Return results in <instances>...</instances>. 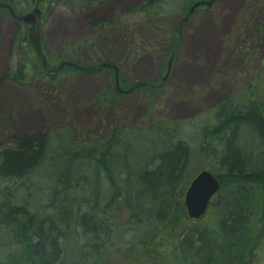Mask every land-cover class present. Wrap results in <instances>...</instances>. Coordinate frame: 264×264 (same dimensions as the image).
<instances>
[{"label":"trees","instance_id":"1","mask_svg":"<svg viewBox=\"0 0 264 264\" xmlns=\"http://www.w3.org/2000/svg\"><path fill=\"white\" fill-rule=\"evenodd\" d=\"M6 1L17 15L39 7L42 26L59 7L73 14L104 2ZM200 1L211 0H144L132 13L154 24L165 6L173 4L186 16L170 32L176 47L190 8ZM111 24L105 20L93 27ZM21 41L28 42L26 34ZM25 60L6 79L21 89L34 79L53 83L55 77L44 76L36 60ZM67 68L89 76L104 70ZM262 73L215 106L216 122L200 128L195 146L180 136L187 122L169 120L142 128L111 127L103 138L81 135L68 124L14 138L10 148L0 151V176L30 180L33 189L44 192L45 202L34 209L26 200L15 205L12 193L0 202V264H264ZM164 85L146 81L128 90H141L149 99ZM122 95L108 82L92 104L112 107ZM206 160L209 166L215 163L209 168L220 183L208 206L214 223L208 229L200 218L198 225L181 229V222L190 220L182 204L184 192L208 169ZM41 174L44 187L37 182Z\"/></svg>","mask_w":264,"mask_h":264},{"label":"rangeland","instance_id":"2","mask_svg":"<svg viewBox=\"0 0 264 264\" xmlns=\"http://www.w3.org/2000/svg\"><path fill=\"white\" fill-rule=\"evenodd\" d=\"M142 1L104 0L99 6L73 14L59 7L42 28L45 53L52 64L61 61L81 67L115 64L119 86L124 91L134 84L140 86L146 81H161L160 75L170 62L169 75L162 81L165 85L149 99L141 90L127 92L112 107L92 104L95 93L106 83L112 84L114 71L110 68H105L99 75L89 76L74 74L65 67L51 76L55 77L53 83L35 79L24 89L13 86L6 74L13 75L25 59L30 62L36 59H31L34 53L28 42L21 41L28 27L16 19L12 24L11 18L0 11V151L10 148L14 138L64 129L67 124L81 135L103 138L111 127L142 128L162 120L187 122L180 130V136L195 146L200 128L216 122L215 106L246 89L248 82L254 81L259 73L263 74L264 0H243L238 9L236 6L240 0H228L231 9L222 0H211V7L198 6L186 18L176 47H173L170 32L177 29V23L186 17L185 14L168 4L155 23L150 24L143 14L132 13ZM205 17L208 31H203L207 24H201ZM105 20L112 21V24L100 29L93 27L94 23ZM200 25L198 33L201 32L203 36L200 37L206 42H197L199 46L209 44L210 35L207 33L210 27L214 29L213 33L210 31L215 35V40H210L215 44L210 60L201 50V53L192 49L186 53V41L193 37ZM198 71L202 75L189 76ZM96 87L97 91L90 97L91 90ZM259 90L257 87L256 93ZM127 98H137L136 104L131 107ZM148 112L150 117L146 116ZM203 163L208 168L203 170L211 171L209 167H216L212 162L209 166V160ZM41 176L37 182L44 187L41 183L45 178L41 179ZM16 181L14 177L0 176V202L6 199V194L12 193L15 205L21 200L28 201L32 209L44 204V192L33 189L28 184L32 183L30 180ZM182 202L186 213L184 200ZM208 213L209 209L201 219H205V226L210 229L214 220ZM200 221L184 220L180 226L182 229L187 224L198 225ZM82 239L79 243L83 242ZM261 240L260 244L264 246V237ZM261 252L263 256L260 258L263 259L264 248Z\"/></svg>","mask_w":264,"mask_h":264},{"label":"water","instance_id":"3","mask_svg":"<svg viewBox=\"0 0 264 264\" xmlns=\"http://www.w3.org/2000/svg\"><path fill=\"white\" fill-rule=\"evenodd\" d=\"M213 1H200L196 2L189 13L196 11L198 6L205 5L211 7ZM0 8L8 9L12 16L22 23H24L27 29V38L30 46L32 47L35 56L41 66L42 71L49 76L54 75L63 67H72L80 69L75 63H69L67 61H61L58 64H52L49 61L48 56L45 53L44 45L41 37V10L35 8L28 13L16 16L13 14L9 5L0 3ZM102 68H110L114 71V78L112 80V87L114 92L125 93L119 86L118 69L115 64H102ZM170 62L167 64L165 72L161 73V81H165L169 75ZM139 85V84H137ZM220 185L217 179L207 170L200 171L188 184L184 193V206L186 208L187 217L193 220H198L205 215L207 207L212 198L218 193Z\"/></svg>","mask_w":264,"mask_h":264},{"label":"bare ground","instance_id":"4","mask_svg":"<svg viewBox=\"0 0 264 264\" xmlns=\"http://www.w3.org/2000/svg\"><path fill=\"white\" fill-rule=\"evenodd\" d=\"M207 18L205 17L204 19H203V21L201 22V24L202 25H204V24H207V25H205V27H204V29L205 30H207L208 31V29H206V28H208V20H206ZM224 22V21H223ZM202 25H200L199 26V28H201L202 27ZM207 26V27H206ZM210 29V31L213 33V28H209ZM208 32L207 34L208 35H210V37H209V44H205L204 46H199L198 45V43L197 42H193V37H194V35H193V37H190V38H188L187 39V41H186V50H187V54H188V52L192 49V50H196V51H198V52H200V50L202 51V53H203V55L206 57V59H208V60H210V55L212 54V52L215 50V44L213 43V42H211L210 43V40H215V39H213L214 38V36L215 35H213L211 32ZM197 47H200L199 49L197 48ZM201 53V52H200ZM193 72V71H192ZM198 73H199V75H202V73L201 72H196V73H190L189 74V76L190 75H196V76H199L198 75ZM195 78V77H194ZM30 115H32V114H30ZM29 115V116H30ZM32 118V117H31ZM30 119V118H29ZM28 126V125H27ZM215 177V176H214ZM216 178V177H215ZM217 179V178H216ZM217 181H218V179H217ZM218 183H219V181H218ZM219 185H220V183H219ZM219 190H220V188H219ZM218 190V191H219Z\"/></svg>","mask_w":264,"mask_h":264},{"label":"crops","instance_id":"5","mask_svg":"<svg viewBox=\"0 0 264 264\" xmlns=\"http://www.w3.org/2000/svg\"><path fill=\"white\" fill-rule=\"evenodd\" d=\"M225 4V6L227 7V8H229V9H231V7H230V4L228 3V0H222ZM243 0H240V2H238V4H237V6H236V9H238V8H240V6H241V3H243L242 2ZM199 27L196 29V33H195V35H194V39H195V41H193V42H206V41H202L203 39L200 37V35H202L201 34V32H199L198 33V31H199ZM203 31H206L205 29H203ZM204 34H206V33H204ZM203 36V35H202ZM206 37V36H205ZM92 92L90 93V97L91 96H93V94L97 91V87L96 88H94V89H92L91 90ZM128 100H127V104H129L131 107H133L134 106V104H136V99L137 98H134V99H132V98H127Z\"/></svg>","mask_w":264,"mask_h":264},{"label":"flooded vegetation","instance_id":"6","mask_svg":"<svg viewBox=\"0 0 264 264\" xmlns=\"http://www.w3.org/2000/svg\"><path fill=\"white\" fill-rule=\"evenodd\" d=\"M6 14H7V13H6ZM12 21L14 22V20H12V19L10 20V22L13 24V22H12ZM13 86H14V85H13ZM32 117H33V116H32ZM31 121H32V120H31Z\"/></svg>","mask_w":264,"mask_h":264}]
</instances>
